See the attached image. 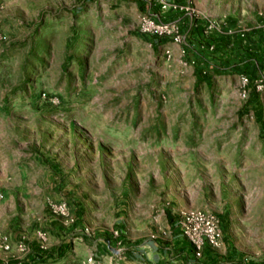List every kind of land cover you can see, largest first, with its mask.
Returning a JSON list of instances; mask_svg holds the SVG:
<instances>
[{
	"label": "rangeland",
	"instance_id": "374dc122",
	"mask_svg": "<svg viewBox=\"0 0 264 264\" xmlns=\"http://www.w3.org/2000/svg\"><path fill=\"white\" fill-rule=\"evenodd\" d=\"M181 1L184 29L264 23L249 0ZM153 14L165 13L150 0H0V233L14 258L24 239L68 244L61 264L97 244L166 245L171 223L199 210L221 223L205 261H264L263 68L245 73L243 98L247 68L222 44L184 37L183 57L207 69L199 79L167 39L150 46L139 32ZM250 91L259 120L242 112Z\"/></svg>",
	"mask_w": 264,
	"mask_h": 264
},
{
	"label": "crops",
	"instance_id": "0c3cea01",
	"mask_svg": "<svg viewBox=\"0 0 264 264\" xmlns=\"http://www.w3.org/2000/svg\"><path fill=\"white\" fill-rule=\"evenodd\" d=\"M140 1L146 2V0ZM177 1L178 0H175L176 3ZM256 2L257 0H249L244 7L253 10V6L261 5L258 7L264 9V0H262L260 3ZM161 18L166 21L178 19L180 31L184 35L185 40L187 39L188 41H198L196 35L193 32V30L195 29L193 21L192 23L188 24L186 29H184L183 21L180 20V18L174 11L161 15ZM226 19L227 20L223 25L224 27L222 31H225V34L228 38L225 44V50H227L228 55L231 54L232 57L236 58L238 62L242 64L241 66L244 65L245 67V65L247 64L250 65L247 68L248 70L243 69V72L246 71L254 73L255 71H259V67L263 68L264 71V23L260 21L258 24L240 28L236 25L237 21H234L232 18ZM197 22L198 24L204 26L202 22L198 20ZM210 34L217 37L222 34V32L212 31ZM173 47L174 46L170 45V48ZM185 47H187V49ZM184 50L186 51L185 54H187L188 46L184 45ZM248 54L252 58L247 62L245 61V57ZM188 57L194 60L193 56H186L182 59L187 62L188 66H190V62L192 60H188ZM254 58H256L258 61L255 62ZM229 62L230 61L228 60L227 64H229ZM200 64L201 66H203L202 63ZM234 64L237 63L234 62ZM202 68L207 72L206 68ZM246 72H244V75H246ZM219 224L221 231V223L219 222ZM171 230V240L169 241V244L166 245L155 242H133L131 244H128V242H124L122 247L117 248L116 250H113L112 248L108 250L107 246L97 244L93 248L94 253H87L86 256L93 254L95 258L97 257L98 261L101 264H228L220 263L216 261L215 258H209V260L205 261L204 258L206 259L208 257V250H214L208 246H205L203 248L202 255L199 259L194 258L191 245L184 237L181 236L179 229L176 227V220L171 223ZM4 233L7 234L12 241L10 232L4 231ZM24 243L28 248V253L25 256L19 259L11 256V249L7 252L0 251V264H6L12 261H19L26 264H61L63 260L66 259L69 249V245L65 243H61L58 246L45 248V255L40 256V258L38 259L35 258V260L31 262L29 259L32 256L34 247L38 246V244L36 240L28 242L25 241V239ZM105 243L106 242H104V244ZM58 247H62V253L61 255L57 256L55 250ZM118 250L119 252H117ZM3 259H6V261L3 262ZM231 264H264V261L250 262L249 260L241 258L237 262H232Z\"/></svg>",
	"mask_w": 264,
	"mask_h": 264
},
{
	"label": "built area",
	"instance_id": "2783aa9c",
	"mask_svg": "<svg viewBox=\"0 0 264 264\" xmlns=\"http://www.w3.org/2000/svg\"><path fill=\"white\" fill-rule=\"evenodd\" d=\"M150 4L157 6L160 13H167L172 11H180L181 7L175 2V0H150ZM161 17L153 15H143L138 19L139 32L141 34L155 36L161 39H167L171 46L176 48L180 57L185 54L184 50V35L180 31L179 20L163 21L159 19ZM211 25H207L203 31V35L210 34L212 30ZM209 30V31H208ZM212 49V46H209ZM162 54L166 57L170 55V48H164ZM182 66H186L187 62L180 61ZM192 65V61L190 62ZM238 87L241 97H246L248 94L249 80L246 75L240 74L237 77ZM254 91L260 92L264 89V82L260 83L255 81L253 84ZM63 206L60 207L62 215H64ZM176 227L182 237L191 245L193 256L199 259L202 255V250L205 246L215 249L219 246L221 240V231L218 218L208 212L199 210H190L182 212L176 221ZM36 239L38 242L45 240V234L36 232ZM17 249L24 256L28 253V248L23 240L17 244ZM42 250L44 246L38 245ZM10 250V245L7 236L0 233V251L7 252ZM119 252V250L117 251ZM20 259V258H19ZM82 264H101L96 258L90 254L86 256Z\"/></svg>",
	"mask_w": 264,
	"mask_h": 264
},
{
	"label": "trees",
	"instance_id": "16d2710c",
	"mask_svg": "<svg viewBox=\"0 0 264 264\" xmlns=\"http://www.w3.org/2000/svg\"><path fill=\"white\" fill-rule=\"evenodd\" d=\"M193 21V24L195 25V29L193 30L194 34L196 35L198 42L201 45H205V46H210V45H214L213 47H215V45L217 44H222V46H225L228 38L225 34V32H223L222 34H220L219 36L215 37L212 34L203 36L202 35V31H203V25L198 24L197 20H191ZM144 38V36H142ZM236 37V36H235ZM150 46H160L162 45L164 42L161 38L155 37V36H150ZM221 46V45H220ZM252 57L248 54L245 57V61H250ZM255 62H257L258 60L256 58H254ZM226 65H227V61ZM192 66L196 69V74L198 75L199 79L204 78L207 74V72L202 68L201 64L197 63L196 61L192 60ZM250 65L247 64L245 65V68H248ZM246 72V71H244ZM248 80H250L248 78ZM202 81V80H200ZM251 112L252 115L255 117V119L259 120L260 116L262 115V106L260 101L258 100V95L256 93H254L253 91L249 92L248 95V99L246 100V105L244 106V109L242 110V112ZM56 255H61L62 253V247H58L56 250ZM45 255L44 250L40 249L38 246L34 247L33 249V253L31 258L29 259L31 262H33L36 259L40 258V256ZM6 264H26L23 262H19V261H12V262H8Z\"/></svg>",
	"mask_w": 264,
	"mask_h": 264
}]
</instances>
